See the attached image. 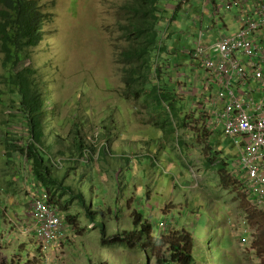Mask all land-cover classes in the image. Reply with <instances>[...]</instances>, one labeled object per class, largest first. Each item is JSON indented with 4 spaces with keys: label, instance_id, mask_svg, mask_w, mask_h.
Here are the masks:
<instances>
[{
    "label": "rangeland",
    "instance_id": "1",
    "mask_svg": "<svg viewBox=\"0 0 264 264\" xmlns=\"http://www.w3.org/2000/svg\"><path fill=\"white\" fill-rule=\"evenodd\" d=\"M47 1L45 39L30 52L25 65L38 68L44 90L46 86L51 87L48 92L45 90L50 96L46 107L48 118L66 138L65 148L79 134L87 145L86 153H95L93 161L79 164L74 170L98 182L93 197L90 189L84 192L93 205L103 210L108 235L130 229L132 212L139 209L159 228L156 235L181 229L190 231L197 241L195 251L200 257L199 264H209L203 255L205 250L212 252V264H216V246L209 242L214 236L222 248L223 262L264 264V245L254 246L258 230L256 223L253 224L255 218H249V213L257 210L250 207L244 187L237 185L240 178L232 177L230 170L231 182L225 183L218 170L222 157L232 168L241 155L240 149L221 131L214 137L210 130L207 133L212 137V150L207 145H198L205 142L203 138L190 144L187 132L195 123L189 129L181 126L184 118L199 117L190 113L196 110H191L188 100L195 93V74L206 73L191 51L202 39L212 45L223 35L236 33L240 23L243 24L242 19L248 17V9L237 5V1H243L210 0L209 6L203 2L184 3L177 13L179 22L173 20V25L166 19L175 10L160 12L159 40L164 50L153 62L166 70L160 81L172 69L175 79L170 81L172 89L181 97L179 103L187 101L186 106L176 104L178 117L170 102L161 99V116L171 119L172 125L165 130L154 125L157 114H149V105L123 99L126 87L119 54L129 45L122 22L127 19L126 4L132 0ZM169 2L179 4L181 0ZM247 2L249 10L254 9L253 0ZM229 3L233 7L227 9ZM2 61L0 54V75L4 72ZM243 65L246 67L244 60ZM180 70L183 73L179 75ZM158 81L152 77L149 86ZM206 85L207 79L199 83L201 89L208 91ZM240 95L250 98L251 93L243 88ZM5 99L3 105L0 103V264H155L145 253L124 244L102 245L99 228H92L80 210L76 211L78 219H75L78 227L74 228L65 218V239L56 241L48 249L41 247L32 216L36 194L31 188V166L22 154L8 161L5 151L3 141L7 131H22L21 119L9 120L13 114L21 116L13 106L12 94ZM4 121L12 123L3 126ZM9 124L18 127L9 129ZM181 139L186 143L185 147L181 143L182 148L179 147ZM18 143L20 147L29 146L26 140ZM105 143L109 144L107 150L103 148L107 158L99 160L98 151ZM209 157L214 159L212 166L207 165ZM235 166H239L238 160ZM70 176L71 173L67 178Z\"/></svg>",
    "mask_w": 264,
    "mask_h": 264
},
{
    "label": "trees",
    "instance_id": "2",
    "mask_svg": "<svg viewBox=\"0 0 264 264\" xmlns=\"http://www.w3.org/2000/svg\"><path fill=\"white\" fill-rule=\"evenodd\" d=\"M47 5L46 0H0V54L3 56L4 71L0 75V103L3 105L7 101L5 97L11 93L13 106L21 116L17 117L13 114L14 117L9 120H22L20 133L7 131L4 136L3 142L8 161L16 155H24L37 181L36 188L48 198V202L58 207L74 228L78 227L75 223V219H78L76 211L84 212L90 226L99 228L102 245L124 244L131 250L137 249L145 253L148 260H155V264H199L200 257L195 251L197 241L190 231L181 229L172 234L156 235L159 228L139 209L132 212L130 229L118 230L113 235H108L107 223L103 220L105 217L103 210L93 205L94 202L89 200L84 192L90 189L93 197V189L98 182L94 177L84 173L79 175L78 170H74L75 166H80L79 164L85 165L93 161L95 153L93 151L94 154L86 153L87 145L79 134L73 144L65 148L66 138L58 133L55 124L48 118L49 109L46 107L50 96L46 91L51 90V87L46 86L45 91L38 68L25 65L30 52L45 39ZM125 14L127 19L122 22L123 35L127 42L129 40V45L119 54L126 87L123 99L138 100L141 104L149 105V114H157L156 119H153L154 125L163 130L171 128V119L167 120L165 116H161L163 107L161 99L170 102V108L177 111L178 117L176 104L184 106L185 103H179L181 97L177 93L175 95V90L172 89L171 78H168L170 73L165 74L166 77L159 84L149 86L151 73L155 67L153 59L159 58L164 50V46L159 43L158 0H132L126 4ZM155 71L158 80H161L163 73L166 72L161 64L155 68ZM4 106L11 108L9 105ZM207 116L208 111L204 110L201 118ZM7 122L11 121H4L2 125ZM9 125V129L18 127L17 124ZM200 129L202 130L200 136L207 135L209 130L206 127ZM24 140L29 142L28 147H20L18 142ZM180 141L182 144L185 143L183 139ZM207 142V149L212 150L210 139H207ZM104 147L107 150L109 144L105 143L100 147L99 160L107 158ZM215 151L221 150L215 149ZM124 158L130 162L128 157L124 156ZM81 159H84L83 162ZM207 161V165L212 166L214 159L209 157ZM218 170L225 183L231 182V176L235 177L233 171L230 176L231 169L225 157L218 161ZM70 173L72 181L67 178ZM75 174L79 176L76 178ZM237 185L240 188L244 187L243 182ZM250 207L257 210L252 214L249 213V218H255L256 222L253 224L256 223L259 232L255 234L254 246H263L264 211L252 205ZM209 242L216 246V264H227L223 262L224 254L215 236ZM203 255L209 264H212V252L205 250Z\"/></svg>",
    "mask_w": 264,
    "mask_h": 264
},
{
    "label": "built area",
    "instance_id": "3",
    "mask_svg": "<svg viewBox=\"0 0 264 264\" xmlns=\"http://www.w3.org/2000/svg\"><path fill=\"white\" fill-rule=\"evenodd\" d=\"M253 4V13L242 19L243 24L236 33L223 35L212 46L200 41L194 55L208 71L211 86L217 87L211 97L212 115L223 122L225 133L240 148L237 175L244 182V191L250 204L264 211V44L256 36L257 32H264V0H253ZM232 7L230 3L226 5L227 9ZM252 78L259 84L246 89L251 96L245 98L240 95L243 88L237 87V83L247 84ZM34 194L35 233L41 247L48 249L56 241L65 239V217L44 194Z\"/></svg>",
    "mask_w": 264,
    "mask_h": 264
},
{
    "label": "bare ground",
    "instance_id": "4",
    "mask_svg": "<svg viewBox=\"0 0 264 264\" xmlns=\"http://www.w3.org/2000/svg\"><path fill=\"white\" fill-rule=\"evenodd\" d=\"M202 76H203V79H204V81L207 79V88L206 89H216L217 87H216V85L215 84H213L212 86H211V84L209 83V80H210V75H209V73H208V71L206 70V73L204 74V73H202ZM153 77H155L156 79H157V77H156V75H154ZM169 78H171L173 81H175V79H174V77H173V74L172 73H170V77ZM196 79V78H195ZM158 80V79H157ZM161 81L159 80L157 83L159 84ZM196 82L194 81V84H195ZM258 81L257 80H255V79H250V80H248V82H247V84H241V83H237V87H242V88H245V87H243V86H248V88H250V89H252V88H256L257 86H258ZM194 86H196V84L194 85ZM247 89V88H246ZM213 95L211 94L210 96H208L207 98H211ZM198 106H194V108H197ZM203 114V112H200L198 115H199V117L198 118H194L195 120H193V119H190V117L189 118H184V121L185 122H182V124H181V126L182 125H184V126H187V128L189 129L190 128V126L193 124L192 122H194L195 123V125L194 126H192V128L190 129V131H188L187 133H189L190 135H189V138H188V141H189V143L191 144L194 140H199L200 138L202 139H205V142H203V143H200V144H198L199 146H205L206 147V142H207V139H210V138H212L211 136H212V134H213V137H214V135H215V133L217 132V131H221L224 135H226L227 137H229L231 140H232V142H233V144L235 145V146H237L236 145V143H235V141H234V139L231 137V136H229V135H227L226 133H225V127H224V124H223V122L222 121H220V119H218V118H216V117H213V115H212V112H208V116H207V118H201V115ZM195 116H197V115H195ZM186 123V124H185ZM177 124V126L179 127V125H178V123H176ZM189 126V127H188ZM202 127H206L208 130H210V132H211V136H207V135H203V136H200L199 135V133L200 132H202V130L200 129V128H202ZM211 141V140H210ZM212 144V143H211ZM185 145H186V143L183 145L184 147H185ZM182 146V144H181V141H180V144H179V147L180 148H182L183 147ZM237 148L238 149H240L238 146H237ZM241 156V155H240ZM239 159H240V157H239ZM239 159H237V160H239ZM83 160L84 159H81V161L83 162ZM237 160H235V162H234V165L232 166V168H230L231 169V171H233V174L235 175V177L236 176H238L237 175V167L235 166V164H236V161ZM88 162V161H87ZM239 177V176H238ZM240 182H243L241 179H240ZM35 183H36V185H37V181L36 182H34L33 183V185L34 186H32L33 188H34V193H39V194H42L37 188H36V185H35ZM243 184H244V182H243Z\"/></svg>",
    "mask_w": 264,
    "mask_h": 264
},
{
    "label": "clouds",
    "instance_id": "5",
    "mask_svg": "<svg viewBox=\"0 0 264 264\" xmlns=\"http://www.w3.org/2000/svg\"><path fill=\"white\" fill-rule=\"evenodd\" d=\"M47 1V0H46ZM185 1L186 0H181V2L179 3V4H174V3H170L169 2V0H166V2H165V4H166V6H163V4H164V0H158V15H162L160 12H168V11H171V10H175V13L173 14V16L172 17H167V19H168V21H167V23L168 24H170V25H173V20H179V18L177 17V13L179 12V10H182V4H184L185 3ZM48 2V1H47ZM237 5H239L240 7L243 5V7L242 8H245L246 7V5L245 4H242L241 5V3L240 2H238L237 1ZM253 6H254V4H253ZM47 12V11H46ZM249 12L252 14L253 13V8L251 9V10H248L247 11V15L249 14ZM160 18V17H159ZM260 32V31H259ZM259 32H257L256 33V36H257V34L259 33ZM201 35L203 36L204 35V33H201ZM257 38H258V36H257ZM259 40V39H258ZM205 45H208V46H212V45H214V44H216V43H214V44H212V45H209V44H207V43H205L204 41H203V39L201 40ZM259 42H261V44H264L262 41H260L259 40ZM160 43V45L162 46V44H161V42H159ZM199 43V42H198ZM198 43H197V45H198ZM196 49H197V47L193 50V51H191V53H192V55L194 56V58L197 60V62H199L200 64H201V66L202 67H204L203 65H202V61L198 58V57H196L194 54H195V52H196ZM170 63V62H169ZM171 64V63H170ZM158 66V64H155V67L153 68V71H152V73H151V78L154 76V75H156V71H155V68ZM162 67V66H161ZM170 67H172V65H170ZM205 68V67H204ZM171 70L172 69H170L169 68V73H172L173 74V72H171ZM175 72H177V71H175ZM180 72H181V70H180ZM179 72V73H180ZM177 75V74H176ZM180 75V74H179ZM208 91H206V90H204V96H201L200 98H199V100L197 101V102H195V97L194 96H192L190 93V91H185V93H189L190 94V99L188 100V101H190L191 102V105H192V109L191 110H196V111H192V112H190L192 115H197V114H199L200 112H203L204 110H207L208 112H212L213 110H214V105H213V103H212V101H211V98H205V92L208 94V96H210L211 94L214 96L215 95V93H216V89H207ZM184 100H187V99H184ZM186 102L187 101H185L184 103H185V105L184 106H186ZM204 102H206V104H204ZM198 103H199V106H198ZM194 106H198L199 107V109H198V107L197 108H193ZM207 106H210V108H208Z\"/></svg>",
    "mask_w": 264,
    "mask_h": 264
},
{
    "label": "crops",
    "instance_id": "6",
    "mask_svg": "<svg viewBox=\"0 0 264 264\" xmlns=\"http://www.w3.org/2000/svg\"><path fill=\"white\" fill-rule=\"evenodd\" d=\"M244 3H245V5H246V8L249 10V8H248V2H247V0H242ZM201 2H203L204 3V5H206V6H209L210 4H211V2L212 1H210V0H186L185 1V3L187 4V5H192L193 3H196V5H198V3H201ZM243 2H240L241 3V5L242 4H244ZM243 7V5L241 6V8ZM184 11V10H183ZM238 19H239V16H238ZM176 21H178L179 22V20L177 19ZM241 27V23H240V25H239V28ZM238 28V29H239ZM257 36H258V39L260 40V41H262L263 43H264V32L263 31H260L258 34H257ZM196 71V70H195ZM183 73V70H182V72H180L179 74H182ZM195 76H196V79H195V82H196V86H195V93H193V95L192 96H194L195 97V102H197L198 100H199V98L201 97V95H202V93H203V90L204 89H201L200 87H199V83L200 82H204V79H203V76H202V74H200V75H196L195 74ZM190 77V80H192V76H189ZM243 87H245V88H247V89H250V88H248V86H243ZM206 88H207V85H206ZM191 92V91H190ZM192 93V92H191ZM31 177V176H30ZM32 179V180H31ZM30 180L32 181V183H31V188H32V185H33V183L34 182H36V180H35V178H34V176L32 175V177L30 178ZM35 185H36V183H35ZM37 186V185H36ZM29 188L27 187V190H28ZM14 190L16 191V192H18L19 190H17V187H15L14 188ZM13 204L15 205V202H13Z\"/></svg>",
    "mask_w": 264,
    "mask_h": 264
}]
</instances>
